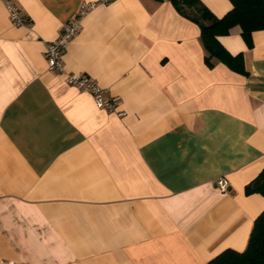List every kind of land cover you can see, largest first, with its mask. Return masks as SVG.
Masks as SVG:
<instances>
[{
  "label": "crops",
  "instance_id": "1",
  "mask_svg": "<svg viewBox=\"0 0 264 264\" xmlns=\"http://www.w3.org/2000/svg\"><path fill=\"white\" fill-rule=\"evenodd\" d=\"M90 1L13 0L16 25L0 0V264H207L244 249L264 208L244 192L264 165V28L250 44L239 25L217 36L240 72L204 62L198 25L170 0H108L65 45L64 71L48 69L46 43Z\"/></svg>",
  "mask_w": 264,
  "mask_h": 264
},
{
  "label": "trees",
  "instance_id": "2",
  "mask_svg": "<svg viewBox=\"0 0 264 264\" xmlns=\"http://www.w3.org/2000/svg\"><path fill=\"white\" fill-rule=\"evenodd\" d=\"M174 8L199 27V36L205 50L204 62L212 66L221 60L230 68L245 72L240 52L231 54L217 36L228 33L239 25L241 34L250 44L253 30L264 28V0H230L231 8L216 16L201 0H170ZM246 194L264 195V165L244 185ZM207 264H264V208L254 218L244 249L225 248L210 258Z\"/></svg>",
  "mask_w": 264,
  "mask_h": 264
},
{
  "label": "built area",
  "instance_id": "3",
  "mask_svg": "<svg viewBox=\"0 0 264 264\" xmlns=\"http://www.w3.org/2000/svg\"><path fill=\"white\" fill-rule=\"evenodd\" d=\"M107 1L108 0H95L90 2H81L79 4L73 18L63 23L61 32L58 34V36L46 43L44 55L48 69L57 72L64 71L62 51L65 45L80 30L81 20L88 10L99 2ZM3 2L13 24L19 25L27 21V17L20 11L13 0H3ZM65 79L67 83L76 86L79 89L90 92L93 96L96 106L104 108L108 112H116V101L110 95L106 94V90L101 87L92 76L87 75L84 72H66ZM116 113L118 115L123 114L122 111ZM216 185L220 192L225 193L229 182L226 177L220 176L216 179Z\"/></svg>",
  "mask_w": 264,
  "mask_h": 264
}]
</instances>
